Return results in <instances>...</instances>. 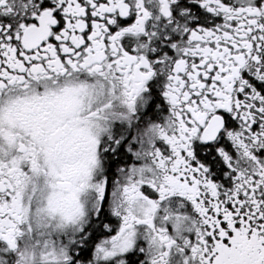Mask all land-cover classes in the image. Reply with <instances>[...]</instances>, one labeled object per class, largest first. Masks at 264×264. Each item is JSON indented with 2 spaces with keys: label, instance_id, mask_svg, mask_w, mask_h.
<instances>
[{
  "label": "flooded vegetation",
  "instance_id": "af4514ba",
  "mask_svg": "<svg viewBox=\"0 0 264 264\" xmlns=\"http://www.w3.org/2000/svg\"><path fill=\"white\" fill-rule=\"evenodd\" d=\"M0 264H264V0H0Z\"/></svg>",
  "mask_w": 264,
  "mask_h": 264
}]
</instances>
